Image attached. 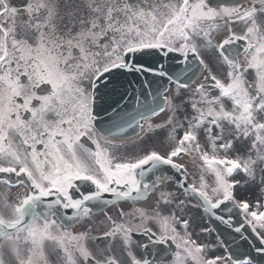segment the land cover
<instances>
[{"label":"snow or ice","instance_id":"obj_1","mask_svg":"<svg viewBox=\"0 0 264 264\" xmlns=\"http://www.w3.org/2000/svg\"><path fill=\"white\" fill-rule=\"evenodd\" d=\"M0 264H264V0H0Z\"/></svg>","mask_w":264,"mask_h":264}]
</instances>
